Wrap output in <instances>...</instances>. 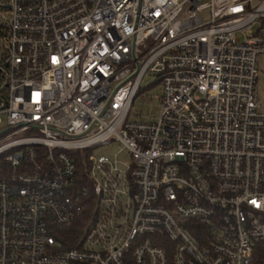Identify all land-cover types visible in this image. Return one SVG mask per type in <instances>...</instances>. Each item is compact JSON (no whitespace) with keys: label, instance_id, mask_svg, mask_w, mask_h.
I'll use <instances>...</instances> for the list:
<instances>
[{"label":"built area","instance_id":"obj_1","mask_svg":"<svg viewBox=\"0 0 264 264\" xmlns=\"http://www.w3.org/2000/svg\"><path fill=\"white\" fill-rule=\"evenodd\" d=\"M261 56L264 0H0V264H264Z\"/></svg>","mask_w":264,"mask_h":264},{"label":"rangeland","instance_id":"obj_2","mask_svg":"<svg viewBox=\"0 0 264 264\" xmlns=\"http://www.w3.org/2000/svg\"><path fill=\"white\" fill-rule=\"evenodd\" d=\"M207 12H205L204 15H206ZM239 38L241 40L244 39V35H239ZM151 41H149L148 44H150ZM259 77L257 80L258 85V92H259V98L262 102H264V57H260V63H259ZM142 88L137 95L129 115V120L132 121H149L151 119H156L160 115V109H161V100L160 96L162 94V87L159 82L156 81V77L150 73H148L143 81H142ZM3 123L0 126L3 127L5 122V115L1 117ZM122 145L118 141H113L112 143L108 145H99L92 149V154L96 157H99L101 155H106L111 159L117 158L124 162L125 164H131L133 162V158L131 156V153H129L127 150H124L121 152Z\"/></svg>","mask_w":264,"mask_h":264},{"label":"trees","instance_id":"obj_3","mask_svg":"<svg viewBox=\"0 0 264 264\" xmlns=\"http://www.w3.org/2000/svg\"><path fill=\"white\" fill-rule=\"evenodd\" d=\"M88 153V150L86 151H77L73 153V156L75 158V161L78 165L79 168V172H81L82 168H83V158L82 155H86ZM9 170V162H7L5 155L1 154L0 155V177H3L5 173H7V171ZM83 222L80 223H76L72 228L68 229V230H62L59 234H58V240H66V239H71L72 243L75 242L82 233V228H81V224ZM74 245V244H72Z\"/></svg>","mask_w":264,"mask_h":264}]
</instances>
